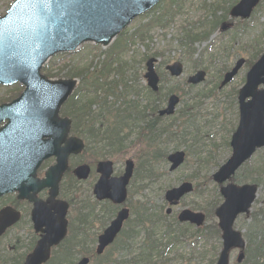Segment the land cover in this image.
Instances as JSON below:
<instances>
[{"label":"rangeland","instance_id":"1","mask_svg":"<svg viewBox=\"0 0 264 264\" xmlns=\"http://www.w3.org/2000/svg\"><path fill=\"white\" fill-rule=\"evenodd\" d=\"M171 1L162 0L158 4L159 6H155L150 12L135 18L107 47L100 44L85 43L73 53L52 57L45 65L46 72L44 69L42 71L44 74L47 73L48 77L51 76L52 79H75L77 81L76 88L80 90V95L77 96L78 100L88 97H96L97 99L106 97L108 104L114 108H123L126 101L136 102L140 108L149 107L146 113L148 115L151 108H154L153 111L165 108L172 93L178 96L179 103L175 113L158 121L161 125L158 124L155 130H160V127L169 128L168 133L160 135L161 141L168 139L167 134H174L170 141L163 142L162 149L167 154L177 150L186 151L185 162L179 169L169 172V162L166 159L165 161L161 160L158 164L155 163L156 171L159 173L155 183L150 184L148 182L144 186L142 180L136 181L140 153L142 154L147 149V143L143 136L144 130L141 129L143 122H139V127L135 128L129 135L123 150L109 156L108 159L114 162L115 175L123 172L125 161L128 158L135 161L136 169L129 190L131 192L130 201L134 206L139 205L138 211L143 215L144 225L148 224L153 227L150 222L159 221L162 230H164L167 223H174L175 225L178 213L184 208L204 212L207 215V225L205 224V226L212 227V230H209L208 227L203 229L206 235L203 240L196 239L195 242L191 233L179 226L174 229L173 235L164 238V240H171L177 236L181 239L170 249L165 264H215L222 242L220 232L215 229L217 218L214 210L219 205L222 196L219 191L220 186L213 181L212 175L231 154L227 143L238 122V108L235 103L233 104V100L236 99L235 91H238L245 82L248 71L247 63L228 86L212 93L210 91L216 88L218 78L232 68L238 58L243 57L249 61L257 53L264 51V0L259 3L251 17L245 20L231 18L228 13L230 6L239 0ZM8 6L7 0L4 3H1L0 0V14L5 12ZM168 11L171 12V16L165 17V13ZM150 21H153L150 31L139 34V31ZM213 21L216 22L215 25H213ZM222 22H234V24L226 32H220L219 28ZM189 31L193 33L206 32V35H202L191 43L184 41ZM123 41L125 44L128 43V46L124 47L122 52L116 56H112L114 69L111 74L105 73L106 76H101V62L106 61L110 53L114 52L112 50L116 48L115 45ZM150 57L157 59L155 68L160 77V88L156 93L147 87L144 79L145 63ZM119 61L127 64V84L119 82L122 77L115 69ZM176 61L183 64V73L180 77L170 76L165 68L166 65ZM77 66L85 71L82 73L76 69ZM202 69L206 71V79L198 85H190L187 82L188 76ZM92 80H96L101 89L93 90L92 95L90 93L87 95L88 90L84 89L86 88L85 83H91ZM110 81L118 82V87L113 89L112 86H109ZM130 86H132L131 89ZM18 87L20 86L15 85L6 89L0 86V103L10 101L9 99L18 96L22 90ZM204 90L208 96H199L198 94ZM100 109L101 107L97 102L92 106L93 112H98ZM184 109H188L190 115H193L194 112L198 114V132L194 131L191 136L179 138L180 133L177 131L182 129L178 120ZM72 110L73 105L69 102L63 107L62 113L64 112L67 117L72 118L74 115ZM153 115L154 118H157L156 112H153ZM107 116L112 117L109 114ZM103 120L105 122L110 121L106 116ZM74 131L77 137L86 142V146L80 155L70 158L71 167L88 163L95 169L96 162L105 159V155L101 154L98 147L90 144L93 139L90 141L88 135L83 136L78 131ZM85 136H88V140ZM53 161L54 159L45 161L38 172L43 174L53 164ZM250 161L255 166L264 169V148L258 150ZM251 170L252 167L243 166L232 179L235 184L255 183L258 186L257 197L250 214L238 217L234 228L243 234L247 242L245 249L247 259L242 264H250V262L264 264V175L258 174L253 178L254 174ZM140 174L141 171L138 170V178ZM96 179L97 176L92 171L89 179L80 182L77 186L76 194L80 199L84 195L85 200L91 203V211L98 223H94L95 225L93 224L87 234L89 238H95V240H97L96 235L98 236L106 226L108 214L105 211V204H98L93 196L92 186ZM186 180L193 183L194 191L182 198L180 203L173 207V213L166 216L165 210L168 205L164 200L165 191L179 186ZM71 182V179L67 178L64 184ZM61 197L70 199V191L63 190ZM93 199L94 201H90ZM75 211L74 209L71 213V218H74ZM74 225H76L75 222ZM72 229L70 228V230ZM20 235L24 237L23 242L27 251L30 244L35 240L34 232L31 229ZM158 235L160 236L161 232H158ZM92 242L90 241V245L81 243L74 246L70 238L67 244L58 249L50 264H71L78 261L82 256L92 254L96 241ZM70 249L72 251H69ZM110 249V252L114 251L112 248ZM238 252V250L231 251L230 264H237ZM64 254L67 256L62 261L59 258L63 257ZM203 254L205 255L202 257ZM249 259H251L250 262ZM91 264H99L98 258H95Z\"/></svg>","mask_w":264,"mask_h":264},{"label":"water","instance_id":"2","mask_svg":"<svg viewBox=\"0 0 264 264\" xmlns=\"http://www.w3.org/2000/svg\"><path fill=\"white\" fill-rule=\"evenodd\" d=\"M159 0H15L8 13L0 18V83L11 84L20 81L26 85L20 97L10 104L0 106V122L8 123L0 128V195L18 191L19 198L35 202L33 217L36 229L46 225L44 236L35 250L28 255L24 264H43L50 256V249L66 235L67 205L55 201L58 183L68 166L70 154L80 153L83 142L77 138L67 139L69 121L58 118L61 105L68 99L76 86L75 80H51L40 74L47 60L61 52L74 51L84 42L108 45L134 17L152 8ZM259 0H241L233 7V16L248 17ZM225 29V27H224ZM239 60L235 67L227 72L220 85L233 79L244 64ZM154 59L147 62L145 77L148 84L157 90L158 77L153 69ZM172 75L182 73L179 62L167 67ZM205 78L204 72H198L189 78L197 84ZM264 54L247 74V82L239 92L240 123L233 135L231 145L233 153L230 159L220 167L213 178L219 184L235 174L236 170L251 157L258 147L264 146ZM250 98L249 100H247ZM178 98L172 96L168 107L160 115L172 114ZM68 124V125H67ZM63 144V146H62ZM55 155L57 165L50 168L47 179L38 182L36 169L41 162ZM185 159L184 152H175L168 156L170 170L177 169ZM134 163L126 161L123 176L111 177L112 162L98 164L101 174L94 192L98 199H111L115 203L126 200L127 185L132 177ZM90 168L82 165L75 169L79 179H86ZM51 187L49 202L55 204L56 216L47 213L42 203L31 192ZM193 190L191 183H183L166 192L165 198L171 205ZM255 185L236 186L228 184L221 187L224 202L216 209L219 227L222 230L223 249L217 264L229 263V251L232 248H244L241 234L233 230V223L240 213H248L256 198ZM56 202V203H55ZM171 210L169 209L168 212ZM129 211L123 209L117 218L99 237L97 253L101 254L127 219ZM180 221H190L200 226L204 215L189 209L179 215ZM5 220V221H4ZM0 234L9 225V219L3 218ZM244 258L240 253L237 261ZM88 259L78 264H88Z\"/></svg>","mask_w":264,"mask_h":264},{"label":"flooded vegetation","instance_id":"3","mask_svg":"<svg viewBox=\"0 0 264 264\" xmlns=\"http://www.w3.org/2000/svg\"><path fill=\"white\" fill-rule=\"evenodd\" d=\"M5 0H1V3H4ZM13 0H7V4L12 2ZM9 88V87H8ZM7 89V88H6ZM74 115L72 116L71 121V127L72 129L79 131V128L85 127V130L88 132L94 131L96 128L94 127L93 130H91L92 125H94L95 118L89 117L88 121H84L83 114L79 113V107L75 105L73 107ZM97 126L99 128L106 129L107 124L104 122L97 123ZM76 167V166H74ZM73 167V168H74ZM72 172V170H71ZM71 172L66 173L67 175ZM73 174V173H71ZM92 175V173H91ZM90 175V176H91ZM98 175V174H97ZM121 175V174H119ZM99 177V175H98ZM88 180V179H87ZM71 187H70V194L71 199L69 201L70 209L67 215L68 219V232L70 228H73L75 231L74 234V240L72 241L74 246L78 245V233L81 231V233H88L90 228L93 226L94 223H98V221H95L97 218L91 213V203L88 200H85L84 195L81 199L76 195L78 191V185L79 181L75 177L71 180ZM130 187L128 189V198L127 200L122 204H114L108 200L104 201H97L98 204H105V211L107 214V220L105 222L104 229L109 225L111 220L117 215V213L122 208H129V217L124 222V225L122 227V233H126L127 230L129 232L135 231V233L141 234V221H142V213L138 211L139 205L137 204L134 206L130 201L131 192L129 191ZM94 196V195H93ZM42 201H45L48 197V190L45 189L41 191V193L38 196ZM88 201V202H87ZM90 201H94L90 200ZM5 207H11L13 210V213L17 214V220L15 223H13L10 227H8L5 231V233L0 236V264H23L26 255L29 253V250L31 248V245L28 247V250L26 251V245L23 242L24 237H22L20 234L25 233L29 230H33L34 237L36 240L34 241V245L39 239V234H36L34 231V226L32 222V203H29L28 201H19L17 200L16 194H9L4 197L0 198V212ZM75 211L74 218H71V213L73 210ZM135 217V218H134ZM76 225H74V222ZM101 224V223H100ZM95 225V224H94ZM134 227V229H133ZM70 230L74 233V230ZM104 229L102 231H104ZM100 235V234H99ZM98 235V236H99ZM89 235L86 234L84 238L88 240H93V238H89ZM139 235H136V240L138 239ZM55 250L52 251V258L55 255ZM51 258V260H52Z\"/></svg>","mask_w":264,"mask_h":264},{"label":"trees","instance_id":"4","mask_svg":"<svg viewBox=\"0 0 264 264\" xmlns=\"http://www.w3.org/2000/svg\"><path fill=\"white\" fill-rule=\"evenodd\" d=\"M215 24L216 22L214 21L213 25ZM151 25L152 23L146 25L142 30L139 31V34L144 31L145 32L149 31ZM203 33L206 35V32ZM203 33L200 34L187 33L186 36L187 39L186 38L185 39L187 41L193 42L194 40L199 39ZM127 46L128 43L125 44V41H123L122 43H117L115 45L116 48L112 50L114 52L110 53V56H108L106 61L103 60L101 62V66H100L101 76H106L107 73H110L114 69L112 56L114 55L116 56L117 54L122 52L124 47ZM76 69H78L82 73L85 71L83 68L79 66H77ZM115 69L116 71L119 72V74L123 76L126 74V70H127L126 64L122 63L121 61H119ZM122 80L125 81V84H127V79L123 78ZM114 86L116 87V83H114ZM85 87L88 89L89 92L91 91V89L97 91L101 88V86L97 83L96 80H92L91 83L86 82ZM131 106H135V105L128 104V108L132 109ZM143 114L144 113L142 112L141 113V115L143 116L142 118L146 117ZM135 115H138L137 117H139V114H135ZM137 117H135L134 120H137L138 119ZM149 133H150V143L148 144V149H146L144 152H142V154H140V161L138 165V170L141 171V176H144V178L146 176L148 178L150 177L152 178V174L155 167L154 164L156 162L158 163L160 160H162L165 157V151L162 149V144L158 143L159 136L162 134V132L155 130L154 127H150ZM120 137L121 135L118 132L111 134L109 137H103V139H106L107 142L103 145V148L100 149L101 153L106 155L109 152V149L113 150L116 145L122 144L123 142L120 140L121 139ZM119 141H121V143ZM255 170H257L258 172L260 171L259 168ZM198 233L199 232H197V234ZM150 235L151 237H149V239L151 238V240L148 239L144 240L143 243L140 244L139 248H135L136 246L135 237H134L135 235L134 233L128 234L129 237L121 241L118 245L117 251L119 254H117L116 256L113 255L109 257L108 260H106L107 256L102 257L103 260L100 262V264H158V262L164 259L166 254V249L168 248V246L172 244L174 241L173 242L169 241V244L167 245V247H165L163 245L162 238L161 239L155 238V236H153L154 235L153 232L151 234L149 233V236ZM168 251H170V248ZM204 255L205 254L201 256L203 257Z\"/></svg>","mask_w":264,"mask_h":264}]
</instances>
